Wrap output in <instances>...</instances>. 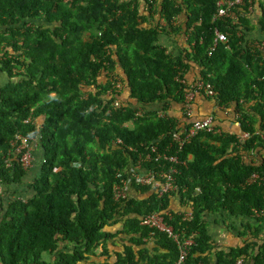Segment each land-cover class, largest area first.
I'll list each match as a JSON object with an SVG mask.
<instances>
[{
  "label": "trees",
  "instance_id": "16d2710c",
  "mask_svg": "<svg viewBox=\"0 0 264 264\" xmlns=\"http://www.w3.org/2000/svg\"><path fill=\"white\" fill-rule=\"evenodd\" d=\"M217 1L0 0L7 77L0 85V183L10 192L6 205L0 201V264H177L174 241L139 223L167 208L171 194L117 201L114 184L135 161L133 149L155 143L163 152L171 132L189 122L184 92L195 66L215 93L198 92L192 103L234 104L251 137L238 145L233 133L203 131L178 152L186 163L175 178L192 219L174 214L171 222L194 238L184 264H235L241 256L264 264V48L250 38L247 16L213 21ZM260 18L264 34V10ZM217 28L229 40L209 54ZM16 135L37 137L28 166L13 153ZM36 153L39 171L28 181ZM255 172L260 179L247 183ZM24 183L33 191L27 198L18 189ZM130 185L141 195L151 190ZM222 211L256 221L227 248L202 219Z\"/></svg>",
  "mask_w": 264,
  "mask_h": 264
},
{
  "label": "built area",
  "instance_id": "2783aa9c",
  "mask_svg": "<svg viewBox=\"0 0 264 264\" xmlns=\"http://www.w3.org/2000/svg\"><path fill=\"white\" fill-rule=\"evenodd\" d=\"M264 8V5H263ZM253 9V0H218L216 3V11L213 15V21H225L230 20L233 24L237 23L238 16L241 14L251 13ZM215 36L213 45L211 46L209 54L213 53L220 44H226L229 40L228 35L218 29H215ZM257 45L263 49V43H257ZM121 84L116 83V89L122 91ZM124 86V85H123ZM122 86V87H123ZM202 92L206 96L214 95L213 85L207 78L200 77L195 80L190 89L185 91V100L183 102V111L187 118H191L189 122H180V127L171 132V143L167 145L163 152L159 151V148L155 143H150L146 147V151L135 150L136 159L129 166L123 170L126 172V177H120L121 173H118V180L114 184V196L117 201L130 198V188L132 180L139 185L150 186L152 194H156L159 198H162L165 194H172L178 192L180 189L177 183L176 175L179 173L178 165L186 163V160L180 159L178 152L182 149L183 145L188 143L199 132H212L221 133L223 128L220 126L219 117L216 112L211 111L202 118L194 117L196 107L192 103L194 96ZM114 110L122 108V104L117 96L111 102ZM216 110L225 109V113L228 114L226 105L215 103ZM136 116H142L145 111L140 106L137 107ZM158 116H165L166 113L163 108H159ZM169 113L171 111L169 110ZM240 113L237 111L234 113L233 119L236 120L239 125ZM28 121V120H27ZM251 137L249 131H241L236 135L237 144L241 145L245 139ZM37 137L16 135L12 142L13 153L24 166H28L33 162L34 153L33 148L36 145ZM120 142V139H117ZM176 149L172 152L171 147ZM172 147V148H173ZM130 150L132 148H129ZM241 158H245L243 154ZM166 161V162H163ZM153 162L157 166L148 167L146 164ZM165 165V166H164ZM259 174L257 172L252 173L247 179V183H253L255 180H259ZM4 196V190L0 188V201ZM181 220L189 221L192 219V212H175ZM173 212L167 207L156 211H151L142 215L139 218L140 225L146 226L151 230L164 233L168 238L175 242L177 250L179 252L177 264H184L189 248L194 244L191 236H186V231L182 228H176L171 222L173 219ZM246 256H241L237 259L235 264H245Z\"/></svg>",
  "mask_w": 264,
  "mask_h": 264
},
{
  "label": "crops",
  "instance_id": "0c3cea01",
  "mask_svg": "<svg viewBox=\"0 0 264 264\" xmlns=\"http://www.w3.org/2000/svg\"><path fill=\"white\" fill-rule=\"evenodd\" d=\"M244 16V14H242ZM246 14L245 16H247ZM261 17V10L259 6H255L251 14L249 15L250 24L252 25L250 38H259L264 39V34L261 30V24L260 18ZM171 45L170 43H168ZM177 50L176 48L174 49ZM178 52V51H176ZM191 77L193 79L198 78V70L195 67L190 68ZM191 78V79H192ZM196 111L198 112L197 116L198 118H201L200 116H205L211 111L216 112L217 116L219 117L220 126L223 128V131L233 133L235 135L239 134L242 130L241 124L236 122V120L233 119L234 113L236 112L233 106L227 107L228 114L225 113V109L216 110V105L213 101L210 100H202L201 102L196 104ZM40 158V154H35V161L32 166V168L29 170L28 176L26 179L30 181L32 177L36 175L39 171L38 162ZM26 180V181H27ZM2 184H0V188H2ZM5 191H7V194L4 193V196L2 199H4V203L7 204L8 198L10 197L9 190L4 186ZM20 195L23 197H28L33 194V191L30 189H27V186L25 184H21L18 186ZM130 197H147L152 194V191L146 192L141 195V193H138L136 189L133 187L130 188ZM7 196V198H4ZM168 208L171 211L175 212H192V207L190 206V203L186 201V198H183V196H180L179 192L172 193L171 196L168 199ZM202 219L206 223L207 232L211 236V238L219 245L221 248H227L233 245H236L237 243H241V239L238 237V232L243 228V225L248 221L250 223H256L254 218L247 217V216H241V215H231L226 213L225 211L222 212H216V213H205L202 216ZM252 220H254L252 222ZM117 227H122L123 222L121 220H117ZM150 247L154 244H149Z\"/></svg>",
  "mask_w": 264,
  "mask_h": 264
},
{
  "label": "clouds",
  "instance_id": "9594fccd",
  "mask_svg": "<svg viewBox=\"0 0 264 264\" xmlns=\"http://www.w3.org/2000/svg\"><path fill=\"white\" fill-rule=\"evenodd\" d=\"M216 3H217V2H216ZM263 5H264V3H262L261 5H259V8H260V10H261V13H262V10H264V8H261V7H263ZM253 9H254V4H253ZM253 9H252V11H253ZM252 11H251V12H252ZM246 14H247V13H246ZM246 14H245V15H246ZM250 14H251V13H248V15H247L248 18H249V15H250ZM245 15H244V16H245ZM241 16H243V15L241 14ZM239 17H240V16H238V19H239ZM237 23H238V21H237ZM239 28H240V29H243V28L241 27V25H239ZM217 29H218V28H217ZM218 30H219V29H218ZM222 32H223V31H222ZM224 33H225V32H224ZM259 40H260V39H257V40H255V41H253V42L257 44V43L260 42ZM263 42H264V41H263ZM263 42H260V43H263ZM198 79H199V78H198ZM196 80H197V79H196ZM123 89H124V88H123ZM122 91H123V90H122ZM0 184H1V183H0ZM2 185H3V184H2ZM130 188H131V187H130ZM4 193H5V191H4ZM1 200H2V199H1ZM172 212H173V214H176L175 211H172ZM176 215H177V214H176ZM186 236H191L192 239H193V241H194V238H193V235H192V234L187 235V233H186ZM174 243H175V242H174ZM191 247H192V246H191ZM191 247H190L189 250H188V255H187V257L189 256V253H190L189 251H190ZM177 252H178V250H177ZM178 257H179V252H178ZM186 259H187V258H186ZM185 261H186V260H185ZM177 262H178V261H177Z\"/></svg>",
  "mask_w": 264,
  "mask_h": 264
},
{
  "label": "rangeland",
  "instance_id": "374dc122",
  "mask_svg": "<svg viewBox=\"0 0 264 264\" xmlns=\"http://www.w3.org/2000/svg\"><path fill=\"white\" fill-rule=\"evenodd\" d=\"M34 22L39 23V24L46 25V24H44V22H41L40 20H37V21L35 20ZM87 37L88 36L86 35V38ZM6 80H7L6 74L0 71V85H3L6 82ZM123 85H124V83H123ZM24 184H26V183H24ZM2 186H3L2 189L5 191L4 185H2ZM5 193L7 194V191H5ZM4 198H7V196H5ZM24 198H27V197H24ZM5 205H6V203H5ZM253 221L254 220H252V222ZM45 256H46V258L50 259V256H48V255H45Z\"/></svg>",
  "mask_w": 264,
  "mask_h": 264
}]
</instances>
